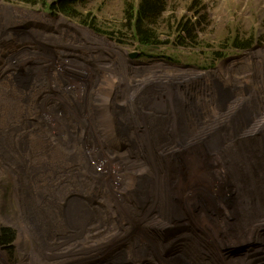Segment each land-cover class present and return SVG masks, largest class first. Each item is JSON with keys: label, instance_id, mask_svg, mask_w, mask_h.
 Instances as JSON below:
<instances>
[{"label": "rangeland", "instance_id": "rangeland-1", "mask_svg": "<svg viewBox=\"0 0 264 264\" xmlns=\"http://www.w3.org/2000/svg\"><path fill=\"white\" fill-rule=\"evenodd\" d=\"M61 1L0 0V264H264V202L193 220L264 185V0H158L149 47L141 0Z\"/></svg>", "mask_w": 264, "mask_h": 264}, {"label": "bare ground", "instance_id": "bare-ground-1", "mask_svg": "<svg viewBox=\"0 0 264 264\" xmlns=\"http://www.w3.org/2000/svg\"><path fill=\"white\" fill-rule=\"evenodd\" d=\"M159 74V73H158ZM143 75V74H142ZM153 78H155V79H153ZM153 78H150V77H141V78H139V77H137V78H134V79H132V80H139V81H141V83H144V82H146V83H148V82H150V81H152V80H158V79H164L165 77H163V75H160V76H157V77H153ZM110 84H111V86H110V91H112V90H114V83L113 82H110ZM118 85V84H117ZM134 85H136V84H134ZM134 85H131V86H134ZM116 86V85H115ZM136 87V86H135ZM117 88V87H116ZM107 89V88H106ZM137 88H135V90H136ZM100 92V91H99ZM103 92V91H102ZM171 92V91H170ZM179 92V91H178ZM168 95H170V96H173L171 93H167ZM179 95V94H178ZM105 99V98H104ZM198 117V116H197ZM112 120H110V122H111ZM109 122V123H110ZM86 126V125H85ZM68 137H69V135H68V132L67 131H63L60 135H58V137H56L55 138V142L58 144V145H62V146H65L64 147V149H63V154L61 155V156H57L56 155V152H57V150H52V152H51V157H53V158H55V160L54 161H52L51 162V160H46V161H44L43 163H42V165H41V168L36 172V173H43V175L44 174H46L47 173V171L48 170H50V167L51 166H57V165H59V164H61L62 162V160H64V158L65 157H67L66 155H68V154H70V153H72V152H75L76 151V149H78L80 146H83V145H85L86 143H87V141L84 143V142H78V143H75V144H72V145H70V143H67V140H68ZM259 138V137H258ZM75 150V151H74ZM183 155V156H182ZM181 156H182V158L183 159H185V160H187V158H188V160H189V163L190 164H196L195 166H194V169L196 168H198V167H200L198 170H200L199 172L200 173H202L203 172V174H205V175H212L209 171H212L213 173H215V174H217L218 173V170H216V169H214L213 167H211L210 169H208L206 166H205V163H202V162H199V161H196V159L194 160V161H192V162H190L191 160V157L189 156L190 154H187V155H185V154H182ZM69 156V155H68ZM181 158V159H182ZM188 163V162H187ZM183 164V163H182ZM210 165V164H209ZM229 165V164H228ZM37 166H38V164H37ZM190 166V165H189ZM188 166V167H189ZM192 166V165H191ZM198 166V167H197ZM205 168V169H204ZM35 169H36V167H35ZM214 169V170H213ZM238 171V174L240 175V173H243L244 171H240V170H237ZM220 172V171H219ZM222 172V171H221ZM205 179H207V177H204ZM193 183V182H192ZM262 184V188H263V191H264V185H263V183H261ZM210 185H212V183H210ZM215 185L216 184H213V189H214V191H215ZM228 186H229V184H227ZM245 186V189L242 191L241 189H239V192L238 191H236V193L235 194H242V195H244L242 198H240V196L239 195H235L234 194V197H237L238 198V200H237V202L236 201H234V202H236V203H233V206H235V205H237L238 206V204L240 203L242 206L240 207V209H237V207H235V210L233 211V215L232 216H229L228 217V219H227V217H226V215L223 213L222 214V218L221 219H219L218 218V214H219V211L216 209L214 212H212L211 214H209L208 212H206V211H204L203 212V205H197V204H194V208H195V210H198L199 212H201V216H199V217H196V216H193L194 217V221H195V223H199V221L200 220H203V221H205V222H208L209 224H214V227L216 228L217 227V229H218V231H224L225 229H227V227L228 228H230V226L232 227L233 225H234V219L236 220L237 219V217H238V215H240V213H245V212H247V214H248V216H249V219L251 218V220H249L250 222L247 224L248 226H249V229H252L251 228V226H252V224H253V222H255L257 219H256V214H257V211H259V208H261V204L264 202V196H259V195H261V194H263V193H260V191H261V189L262 188H260V185H259V183L257 184V187H256V189H260V191H259V193L258 192H256V190H255V192L257 193L256 194V196L253 198L252 197V195H250V193L249 192H247V190H248V188H250V187H248V185H244ZM209 188H210V186H209ZM193 191H195V190H193ZM247 192V193H246ZM214 194H216V193H214ZM245 194L247 195V198L245 199ZM249 196H251V197H249ZM197 197V196H196ZM239 199H240V201H239ZM186 202V201H185ZM195 203V202H194ZM264 205V204H263ZM264 207V206H263ZM261 210V209H260ZM220 214H221V212H220ZM249 214H252V215H249ZM191 215V214H190ZM241 216V218H243L244 217V221L245 220H247L248 219V217H246L247 215L246 214H243V216L242 215H240ZM252 216H253V218H252ZM206 217V218H205ZM198 219H200V220H198ZM224 221V222H221V223H223V228H222V226H221V223H219V221ZM241 219L239 218L238 220H236L238 223H240L241 224V222H239ZM227 222V224H226V222ZM235 221V222H236ZM242 221V220H241ZM259 222H261L260 221V219H259V221H258V224H257V226H256V231L252 234V236H254L253 238L254 239H256V237H258L259 235H260V232H261V229H260V227L258 228V225H259ZM243 224V223H242ZM197 225V224H196ZM239 225V224H238ZM227 226V227H226ZM226 227V228H225ZM259 229H260V231H259ZM191 230V229H190ZM239 232V231H238ZM152 237V236H151ZM247 240V239H246ZM144 244V243H143ZM229 246V245H228ZM227 245H226V249H228L229 247H228ZM226 249H224L225 250V252H226ZM198 250V249H197ZM203 251V250H202ZM250 252H253V251H250ZM252 254V253H251ZM252 257H255L254 256V254H252L251 255V257H249V258H252ZM209 258V257H208ZM249 261V260H248ZM236 264V263H235ZM252 264V263H251ZM254 264V263H253Z\"/></svg>", "mask_w": 264, "mask_h": 264}, {"label": "trees", "instance_id": "trees-1", "mask_svg": "<svg viewBox=\"0 0 264 264\" xmlns=\"http://www.w3.org/2000/svg\"><path fill=\"white\" fill-rule=\"evenodd\" d=\"M146 0H141L140 6L134 10L132 8V13L135 11V19H134V27L132 28V32L136 35V38L140 40L142 46L149 47L150 44L155 42L156 35L150 29H148L151 25V21H153L157 15L162 11V7L159 4L158 0H150L148 4L145 2ZM76 0H62L53 9L57 12H61L66 16H73V10L77 7ZM159 8V10H158ZM131 9V7H130ZM131 16H133L131 14ZM148 25V26H147ZM248 42H239L234 41V46L236 49H247L250 47ZM244 171V170H242ZM13 239L11 231H3V236L1 242L3 244L10 243Z\"/></svg>", "mask_w": 264, "mask_h": 264}]
</instances>
